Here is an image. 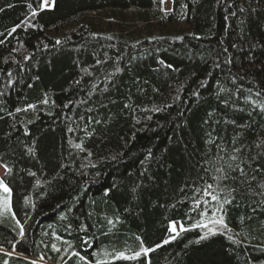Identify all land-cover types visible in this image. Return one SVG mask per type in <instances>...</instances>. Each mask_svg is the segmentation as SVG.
<instances>
[{
  "label": "trees",
  "instance_id": "1",
  "mask_svg": "<svg viewBox=\"0 0 264 264\" xmlns=\"http://www.w3.org/2000/svg\"><path fill=\"white\" fill-rule=\"evenodd\" d=\"M52 1L32 18L37 0H0V165L12 169V207L26 229L20 241L10 216L0 224V246L11 251L15 238L21 253H0V264L41 254L40 264H82L67 259L53 233L92 261L137 248L136 236L159 244L170 221L189 227L197 218H188L186 196L201 177L212 182L217 145L231 154L235 141L242 159L264 163V147H255L264 144V113L252 103L264 102V0ZM256 199L227 206L226 221L247 234L238 237L247 248L223 235L197 244L194 228L116 264H264L253 247L264 244V211L240 222Z\"/></svg>",
  "mask_w": 264,
  "mask_h": 264
},
{
  "label": "snow or ice",
  "instance_id": "2",
  "mask_svg": "<svg viewBox=\"0 0 264 264\" xmlns=\"http://www.w3.org/2000/svg\"><path fill=\"white\" fill-rule=\"evenodd\" d=\"M161 4L165 3V0H160ZM49 0H37V5L33 8L32 4H29L28 7L31 9V17L35 18L39 15V13L45 8L49 7ZM2 11V9H0ZM241 12L244 11L243 8L240 9ZM235 15V13H232ZM22 23H24L22 21ZM30 23V21H29ZM21 25L14 26L9 32L8 36H11L14 32H16L17 28H20ZM3 35V33H0ZM179 39H183L180 37ZM4 43L3 40H0V44ZM57 43H60L57 41ZM236 47V45H233ZM227 52V48L224 49ZM106 62V61H103ZM100 60H97L96 63H103ZM230 62V61H228ZM160 63H164L160 61ZM165 67L169 69H173V65L165 64ZM216 67H220L219 64ZM121 68L117 66L115 68V72H120ZM112 75V74H108ZM79 83V81H77ZM201 86H204L203 82H201ZM224 91V89H221ZM251 91V90H249ZM199 93H194V95H198ZM256 96H261V92H256ZM179 98V97H177ZM248 97L246 100H250ZM44 104H47L49 101L45 98L42 101ZM254 109H259L261 113H264V102H256L253 101ZM34 105H28V108H33ZM67 107V105H65ZM127 107V105H126ZM27 111V109L17 108L16 112ZM90 123L92 121H89ZM99 123V121H95ZM71 131V129H69ZM79 147V145H77ZM255 147L261 148L264 147V144H257ZM217 163L218 166L215 167L216 175L210 176L212 182H208L207 179L201 177L203 181L200 185L191 186V195L186 196V199L190 201L189 208V219H194L192 214L195 213L197 217L194 222L189 226L185 227L184 223L178 221H170L169 222V235L159 244H155L153 246H146L144 240L140 236H136L135 239L139 242L138 247L133 249L131 247H126L124 249H117L113 252L109 253L104 250L103 252L94 253V261L89 260L86 256L80 255L78 251L73 249L72 243L69 240H65L64 237L59 236L53 233V237L56 240L61 241L66 247L63 249L64 255L67 256L68 260H71L73 257L78 258L82 264H116V261H138L142 257H148L149 253L154 252L156 249L163 247L177 239L181 233L189 231L194 228L201 229V235L195 241V243H200L201 240L208 239L211 236L215 235H223L232 245L241 246L243 241L238 239L239 236L247 234L242 230L239 233H234V230L229 226L226 221V216L228 215V207L234 205L240 207L244 203V198L246 195L257 197L256 200H253L249 207H251V212L253 215H249L247 217L241 216L240 222L244 223L245 219L251 221L253 220L255 214L259 211H264V163L258 164L256 166L253 165L254 157H249L248 159H242L240 153L245 151V147L243 145L236 146V142L233 141V148L231 154L226 153V149L217 145ZM151 156V151L148 153ZM259 155V153H258ZM264 159V157H262ZM4 175L0 176V193H2V197H0V224H4L7 218L10 216L11 220L14 222L11 226V231L15 233L16 236L20 238V241L26 239V229L25 225L21 223V220L17 218L16 213L13 211L12 207V189L9 187L7 182V177L12 174V169L9 167L7 163H4ZM209 169H205L206 175L209 173ZM30 175H35V173H29ZM255 185V187H253ZM189 187V186H186ZM110 190H105V195H108ZM184 192V189H181ZM239 197V199H238ZM28 203V198H25V204ZM27 216V213H25ZM65 217H61L64 219ZM117 221H113L109 219L107 223L109 225H114ZM264 227V224H262ZM66 231L71 233L72 225L68 224L66 226ZM81 230L87 231V227L84 226ZM12 245V250L8 251L0 246V253H3L4 256L11 258L13 255H21V253L17 252V241L15 238L13 241H9ZM192 243V241H189ZM85 245H90L91 241L89 239L84 240ZM187 246V245H186ZM245 248L249 246V244H243ZM47 247V245H45ZM257 248V250L264 252V244L253 246ZM51 250L57 253L61 252V248L57 246L56 243L51 244ZM110 259H104L103 257H109ZM25 260H29V264H40V261H44V255L41 254L37 259H29V257L24 256ZM63 260L64 257L62 256ZM2 264H9V259H4ZM64 264H67V260H64ZM146 264H150V260L146 262ZM248 264H255L254 261L249 259Z\"/></svg>",
  "mask_w": 264,
  "mask_h": 264
},
{
  "label": "rangeland",
  "instance_id": "3",
  "mask_svg": "<svg viewBox=\"0 0 264 264\" xmlns=\"http://www.w3.org/2000/svg\"><path fill=\"white\" fill-rule=\"evenodd\" d=\"M52 3H53V1L52 0H49V4H50V6L49 7H51L52 6ZM166 7H168V6H166ZM2 175H4V168H3V166L2 165H0V176H2ZM2 193H0V197H2Z\"/></svg>",
  "mask_w": 264,
  "mask_h": 264
}]
</instances>
